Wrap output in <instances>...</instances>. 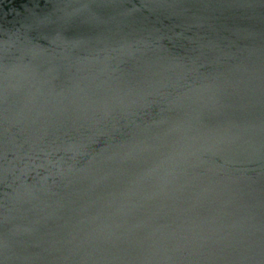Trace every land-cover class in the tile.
<instances>
[{"label":"water","instance_id":"95a60500","mask_svg":"<svg viewBox=\"0 0 264 264\" xmlns=\"http://www.w3.org/2000/svg\"><path fill=\"white\" fill-rule=\"evenodd\" d=\"M0 264H264V0H0Z\"/></svg>","mask_w":264,"mask_h":264}]
</instances>
